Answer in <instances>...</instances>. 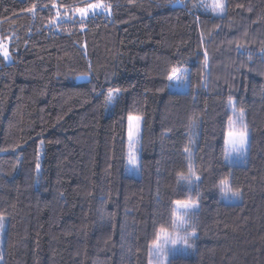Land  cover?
I'll return each instance as SVG.
<instances>
[{"label": "trees", "instance_id": "1", "mask_svg": "<svg viewBox=\"0 0 264 264\" xmlns=\"http://www.w3.org/2000/svg\"><path fill=\"white\" fill-rule=\"evenodd\" d=\"M98 1L111 14L65 20ZM200 3L0 0L12 55L0 62V264H264V0H225L220 17ZM173 66L189 91L168 89ZM241 110L250 148L229 162L223 133ZM129 115L142 117L137 178ZM197 190L195 249L167 245L158 261L174 202Z\"/></svg>", "mask_w": 264, "mask_h": 264}, {"label": "snow or ice", "instance_id": "2", "mask_svg": "<svg viewBox=\"0 0 264 264\" xmlns=\"http://www.w3.org/2000/svg\"><path fill=\"white\" fill-rule=\"evenodd\" d=\"M180 2V0H177ZM53 8L56 7L55 4L52 5ZM193 7H203L206 10L211 11L217 16H224L227 12V5L225 0H212L211 4L203 3L201 0L200 4H194ZM36 10V5H33L32 8L27 9L29 12H34ZM81 17V26L83 27L84 22L89 18L91 13L92 16L97 14L107 13L111 14V5L104 4L102 2L90 3L87 7H78L75 9ZM57 19H59V13L57 14ZM57 21H52L55 24ZM11 39L10 37L8 38ZM0 55L3 56L5 61H10L12 55L8 50V44L4 40H0ZM205 64H207V57H205ZM187 69H182L176 66H173L170 69V74L168 75V80L174 79H186ZM120 92V89L109 88L107 95L105 97V105H111L115 103L117 99V94ZM235 112V108H233ZM141 119L140 116H128V163L133 167H139V156L137 146L140 144V128H141ZM223 145H224V158L231 162V157L235 154L237 157H245L250 148V134L248 131L247 125L244 123L243 119V110H241L240 115L236 119H229L227 123L226 130L223 133ZM189 150L186 148L185 152ZM40 165L37 163L36 169L39 171ZM190 175L185 177L181 176L180 180L188 185V191L191 192L193 188L198 189L199 185L196 183L201 180L199 175L192 170L191 164L189 166ZM219 187L221 192L225 194H230L232 200H240L242 194L240 190H235L230 184L229 179L224 178L219 182ZM199 191L197 190L196 196L197 199L193 200L191 197L187 201L176 200L174 203L178 206H181L185 211L182 215L176 216V220L173 221L171 233L167 232L165 228H160L159 233L157 234L154 241L155 253L157 260L159 261L162 257H166V246L172 245L176 246L178 244H183L187 248L191 249L194 247L195 238H197L196 227L194 216L190 214V210L197 208ZM175 215V213H174ZM5 228L4 217L0 214V235L3 234ZM181 231L183 234H181ZM162 240V242H161Z\"/></svg>", "mask_w": 264, "mask_h": 264}, {"label": "rangeland", "instance_id": "3", "mask_svg": "<svg viewBox=\"0 0 264 264\" xmlns=\"http://www.w3.org/2000/svg\"><path fill=\"white\" fill-rule=\"evenodd\" d=\"M211 2H212V0H203V3L211 4ZM87 6H85V7H87ZM104 14H107V13H104ZM211 14H213V13L211 12ZM90 16H92L91 13H90L89 17ZM213 16L220 17V16H217L215 14H213ZM79 18H81L80 15H79V13H77L76 11H73L71 14H67L66 15V19L65 20H75V19H78L79 20ZM0 40H2L1 37H0ZM5 43L8 44V50H9L10 42L7 41ZM1 60L5 61L2 55H0V62H1ZM10 61H12V59ZM10 61H5V62H8L9 63ZM182 69H186V68H182ZM187 75H188V72H187ZM87 78L88 77H80L78 79V81H86ZM168 89H170L171 92H176V93L189 91V88H188V77L186 76V79H184V80H181V79L171 80L169 82ZM119 95H120V93L117 94V96H119ZM113 104L109 105V109H111V107L113 106ZM128 124H129V122H128ZM140 124H141V122H140ZM141 130H142V124H141V128H140V133H141ZM127 136H128V129H127ZM137 150H138V156H140V151H141L140 150V145L137 146ZM128 170H129V175H131V176H133L135 178H137V177L140 176V170H139V168L133 167L129 163H128ZM175 209H176L175 212H176L177 216L182 215L183 212L185 211L181 206H178L176 204H175ZM196 210H197V208L191 209L190 210V214L192 215V213H193L195 215V211ZM181 234H183L182 231H181ZM195 240H196V238H195ZM174 248H175V254L177 253V254L185 255V257L187 255H191L192 250L195 249V247L189 249L186 246H184L183 244H178V245L174 246Z\"/></svg>", "mask_w": 264, "mask_h": 264}]
</instances>
